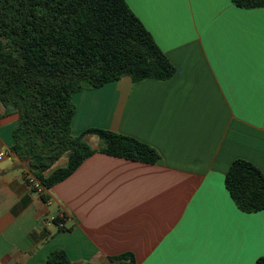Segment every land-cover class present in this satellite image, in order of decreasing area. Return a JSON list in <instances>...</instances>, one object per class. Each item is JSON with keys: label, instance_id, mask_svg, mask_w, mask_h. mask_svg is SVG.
<instances>
[{"label": "crops", "instance_id": "obj_1", "mask_svg": "<svg viewBox=\"0 0 264 264\" xmlns=\"http://www.w3.org/2000/svg\"><path fill=\"white\" fill-rule=\"evenodd\" d=\"M175 71L123 77L72 95L70 133L111 131L152 147L155 164L98 151L48 189H30L11 152L15 113L0 105V264H255L264 209L239 210L225 187L232 161L264 176V7L230 0H123ZM56 220V221H55Z\"/></svg>", "mask_w": 264, "mask_h": 264}, {"label": "trees", "instance_id": "obj_2", "mask_svg": "<svg viewBox=\"0 0 264 264\" xmlns=\"http://www.w3.org/2000/svg\"><path fill=\"white\" fill-rule=\"evenodd\" d=\"M230 1L242 9L264 7V0ZM174 71L123 0H0V105L17 115L10 152L44 189L94 152L86 134L99 139L103 154L155 164L158 153L134 138L99 129L72 136L71 97L123 77L166 81ZM225 187L239 210L264 209V176L250 162L232 161ZM109 260L136 264L130 253ZM46 263L71 264L62 250Z\"/></svg>", "mask_w": 264, "mask_h": 264}, {"label": "built area", "instance_id": "obj_3", "mask_svg": "<svg viewBox=\"0 0 264 264\" xmlns=\"http://www.w3.org/2000/svg\"><path fill=\"white\" fill-rule=\"evenodd\" d=\"M7 157L8 159H10L11 153L7 152L6 155L3 154L2 152H0V160L4 157ZM25 181L27 186L30 189H34L36 191H40L43 187L39 184V182L32 176V174L30 172H27L25 174Z\"/></svg>", "mask_w": 264, "mask_h": 264}]
</instances>
